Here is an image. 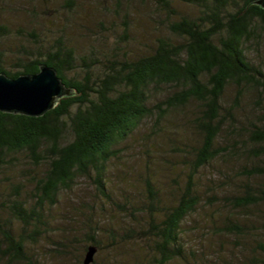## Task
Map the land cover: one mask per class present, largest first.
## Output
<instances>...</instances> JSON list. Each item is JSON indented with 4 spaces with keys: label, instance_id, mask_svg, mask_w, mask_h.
<instances>
[{
    "label": "trees",
    "instance_id": "1",
    "mask_svg": "<svg viewBox=\"0 0 264 264\" xmlns=\"http://www.w3.org/2000/svg\"><path fill=\"white\" fill-rule=\"evenodd\" d=\"M154 1L168 18L176 14L173 1L199 14L169 22L170 36L136 55L118 43L80 50L70 34L76 0L65 2L62 24L40 15L37 3L28 27H14L0 12V74L14 79L48 65L74 91L41 117L0 112V264H41L44 241L71 256L78 239L58 223L62 194L87 178L110 199L119 146L142 127L168 133L176 121L198 138L172 137L180 159L172 166V199L166 203L150 182L146 229L117 239L147 238L131 264H233L225 259L228 246L214 243L222 237L253 253L244 264H264V69L247 55L248 47L264 45V9L256 0ZM246 101L253 103L248 111ZM194 213L203 219L202 238L195 236L203 239L200 252L185 228ZM99 230L91 225L85 255L92 245L101 248Z\"/></svg>",
    "mask_w": 264,
    "mask_h": 264
},
{
    "label": "rangeland",
    "instance_id": "2",
    "mask_svg": "<svg viewBox=\"0 0 264 264\" xmlns=\"http://www.w3.org/2000/svg\"><path fill=\"white\" fill-rule=\"evenodd\" d=\"M32 1L34 3H30V0H0V12L14 27L30 26L31 4L39 5L40 15L44 12L47 17L57 18V24H62L68 17L64 9L67 0ZM76 2L70 34L80 50H89L95 46L107 51V48L118 43L125 52L130 54L145 53L155 46L158 38L170 36L167 28L169 22L180 19L182 16L199 14L198 8L180 1L172 2V9L176 14L171 18H168L164 10L159 9L154 0H76ZM38 20L49 24L41 18ZM247 55L251 61L264 69V45L261 48L254 45L248 47ZM233 95L234 88L231 87L227 96L231 98ZM256 97L257 95L252 93L250 100L254 98L257 100ZM251 106L253 103L246 101V111ZM176 122H179L177 128H170L168 133H156L148 126L142 127L133 138L119 146L116 158L114 157L111 163L108 178L110 199L100 195L92 181L87 178H79L73 184L72 191H65L62 194L61 202L56 209L61 217L58 223L66 227L68 238L73 239L77 236L78 241L72 249V255L67 257L58 256L57 247L50 241H44L38 248L41 252L38 256L41 264H79L80 259L85 255L82 243L89 237L91 225L95 229L101 228L97 234V238L102 241L101 248L95 256L94 264L136 262L135 257L138 251L146 248L147 238L144 235L141 237L138 233L126 242L118 240L132 228L138 231L142 227L146 229L150 218L145 208L150 203L148 189L150 182L155 184V189L161 193L166 203L170 198L172 199L170 187L173 186L176 172L172 166L180 160L179 154L173 151L175 141L172 137H186L187 132V137L191 140L195 141L198 138L195 132L192 134L185 122ZM171 131H173L172 134ZM42 170L43 168L39 172ZM187 220L185 228L189 234L188 237L194 236L189 246L200 252L202 249L200 242L203 239L195 238V236L202 238L198 226L203 224V219L199 214L194 213ZM112 229L117 232L115 240L109 233ZM205 240L208 246L212 245L210 237ZM213 240L214 243L217 242V246H219L218 241L228 246L225 247L228 251L226 250L224 255L230 263L244 264L253 255L251 251L236 250L237 245L224 237L213 238ZM208 246L206 249L210 250L211 247ZM233 247L235 248L232 251ZM143 257L145 256L142 254L140 259ZM175 264L184 263L179 261Z\"/></svg>",
    "mask_w": 264,
    "mask_h": 264
},
{
    "label": "water",
    "instance_id": "3",
    "mask_svg": "<svg viewBox=\"0 0 264 264\" xmlns=\"http://www.w3.org/2000/svg\"><path fill=\"white\" fill-rule=\"evenodd\" d=\"M254 3L264 9V0ZM73 94L74 91L64 84L56 69L48 65L41 66L36 74L14 79L0 74V112L41 117L54 109L61 99ZM97 252L96 246H90L83 264H93Z\"/></svg>",
    "mask_w": 264,
    "mask_h": 264
}]
</instances>
